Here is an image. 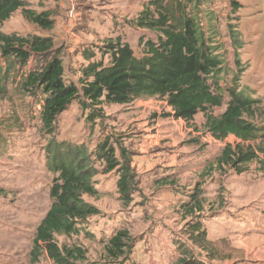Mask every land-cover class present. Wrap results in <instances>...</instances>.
<instances>
[{
	"label": "rangeland",
	"instance_id": "374dc122",
	"mask_svg": "<svg viewBox=\"0 0 264 264\" xmlns=\"http://www.w3.org/2000/svg\"><path fill=\"white\" fill-rule=\"evenodd\" d=\"M148 1L25 0V6L35 12H51L54 29L50 35L62 50L64 80L78 82L80 70L87 64L83 50H92L93 61H98V47L108 40H121L134 56L141 57L145 42L156 41V32L131 24ZM68 11L72 12L71 19L67 18ZM188 11L197 18L205 45L221 62L208 84L222 93V106L210 113L221 115L229 101L228 91L236 88L256 101L255 122L264 123V0H200L194 14L192 9ZM0 28L6 34L23 37L45 34L26 22L20 10ZM102 61L108 65L109 57ZM33 65L31 61L22 72ZM13 77L9 76L0 95V264H54L44 252L36 262L30 258L36 235L45 230L43 220L51 204L49 190L54 176L46 166V145L51 140L83 145L94 152L106 137L116 147L129 144L137 155L139 148L145 149L142 156L147 155L150 164L136 169L131 160L135 190L131 201L126 202L117 193L115 173L105 174L103 164L97 163L93 181L99 194L84 200L98 213L78 225L76 234H54L58 246L81 248L86 258L83 264H179L180 260L214 264L188 236V225L200 222L210 243L205 245L210 256L215 248L221 256L235 257L241 252L244 243L213 239L219 229L242 231L256 208L264 210L242 208L249 202H264V172L256 163L247 164L242 174L217 167L216 159L226 145L236 142L234 137L222 141L213 138L204 128L201 113L190 124L172 119L174 128L163 106L157 104L152 105L161 115L146 111L149 125L133 127L135 123L128 122L142 114L138 105L140 113L134 114L133 101L121 107L103 106L102 118L93 125L88 118L91 110H82L73 102L58 116L54 133L47 135L40 123L39 99L22 94L17 88L18 78ZM148 129L151 132L144 134ZM149 135H153L151 140ZM195 189L198 197L193 202L189 195ZM197 204L200 211L194 209ZM119 230L129 235L130 251L125 260L111 263L105 246Z\"/></svg>",
	"mask_w": 264,
	"mask_h": 264
},
{
	"label": "trees",
	"instance_id": "16d2710c",
	"mask_svg": "<svg viewBox=\"0 0 264 264\" xmlns=\"http://www.w3.org/2000/svg\"><path fill=\"white\" fill-rule=\"evenodd\" d=\"M199 6L200 0H149L131 21L158 36L155 42H145L141 57L134 56L121 40H108L97 48L98 61H93L92 50H83L81 55L87 64L80 70L81 77L78 82H66L62 50L50 35L54 29L51 12L30 10L25 0H0V27L20 10L26 22L45 33L23 37L6 34L0 28V95L5 92L9 76H14L13 80L17 77L21 93L39 99L40 123L47 135L54 133L58 116L73 102L82 110H91L88 118L93 125L102 118L105 105H124L140 98L160 99L172 109L173 118L190 123L201 113L204 128L213 138H235L236 142L226 145L216 159L218 168L228 167L242 174L247 171V164L256 163L259 171L264 172V123L255 122L256 101L236 88L230 89L224 112L219 116L210 113L222 106V93L208 84V78L218 72L221 62L205 45L197 18L188 11L190 8L194 14ZM233 41L237 40L233 37ZM105 56L109 57L108 65L103 64ZM31 61L34 65L22 72ZM114 144L106 137L94 152H89L83 145L51 140L47 143L46 166L54 179L49 190L50 209L43 220L45 230L36 235L30 252L33 262L43 252L54 264H83L86 260L81 248L58 246L53 235L76 234L78 225L98 213L84 200L99 194L93 181L97 163L103 164L105 174L115 173L120 199L131 201L135 170L130 154ZM189 197L195 202L197 189ZM194 209L200 211V204ZM188 227L192 244L209 259H215V250L210 256L205 247L210 243L201 223L191 222ZM129 251L130 237L123 230L116 231L105 246V256L111 263L125 260ZM179 264L201 262L180 260Z\"/></svg>",
	"mask_w": 264,
	"mask_h": 264
},
{
	"label": "crops",
	"instance_id": "0c3cea01",
	"mask_svg": "<svg viewBox=\"0 0 264 264\" xmlns=\"http://www.w3.org/2000/svg\"><path fill=\"white\" fill-rule=\"evenodd\" d=\"M145 99H149V100L142 101ZM132 101L131 102L133 105L136 104L135 108L133 109L135 115H137V113H140V111L137 112V105L142 108L141 111L142 114H140L141 116L139 118L132 119L130 120V122H128L130 124L135 123L133 127L139 126L140 128H145L146 126H148L150 122L147 121L149 118L148 119L146 118L148 115L151 114V112L156 114L157 116L161 115L160 110H158L157 107L153 106L154 104L163 106L162 108L165 111L166 115L168 116L166 117V119L170 121L171 125L174 128H176L174 126L175 121H171L172 119L177 120V122L183 121L180 119L173 118L172 109L168 107L163 100L156 98H140ZM113 106L121 107L122 105H113ZM156 110H158V112H156ZM146 111H149L150 114L148 112V115H146ZM151 123H155V120L151 121ZM190 123H192V121ZM166 125L168 124L166 123ZM157 127L160 126L158 125ZM149 131L151 132V130L148 129L147 132H144V134L149 133ZM151 136L153 137V135L147 136L149 140H151ZM123 148L126 149L127 152L129 151V153L132 154L131 160H132V166L134 168L137 169L150 164V161H147V155L142 156L144 153H146L145 149L139 148L140 152L137 155V151L132 147H130L129 144L125 143ZM155 161H160V159ZM256 206L258 208L262 207V209H264V202H252V204H250L249 202L246 204V206L242 208L244 209L250 208L251 211ZM257 210L259 209L256 208V210H254V214L253 216H251L252 217L251 220L249 221L248 225H245V229H242V231L232 233L231 230H229L228 228L219 229L220 233L214 237L213 241L230 240L233 242L238 241L239 245L243 246V243L245 245L243 246L244 248H241L242 249L241 252L236 253L237 256L235 257L233 256L230 257L231 255L228 254L226 256H221L215 248L217 257H215V259L212 260L214 264H264V210L263 211L261 209L260 211Z\"/></svg>",
	"mask_w": 264,
	"mask_h": 264
},
{
	"label": "built area",
	"instance_id": "2783aa9c",
	"mask_svg": "<svg viewBox=\"0 0 264 264\" xmlns=\"http://www.w3.org/2000/svg\"><path fill=\"white\" fill-rule=\"evenodd\" d=\"M66 15L68 19H71L73 16L71 11H68Z\"/></svg>",
	"mask_w": 264,
	"mask_h": 264
}]
</instances>
